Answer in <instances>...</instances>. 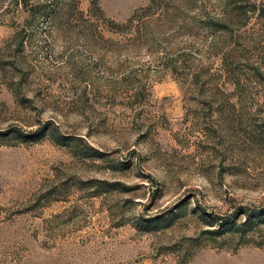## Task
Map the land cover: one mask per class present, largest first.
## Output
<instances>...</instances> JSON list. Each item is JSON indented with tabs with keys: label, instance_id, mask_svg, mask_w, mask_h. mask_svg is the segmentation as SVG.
I'll list each match as a JSON object with an SVG mask.
<instances>
[{
	"label": "rangeland",
	"instance_id": "374dc122",
	"mask_svg": "<svg viewBox=\"0 0 264 264\" xmlns=\"http://www.w3.org/2000/svg\"><path fill=\"white\" fill-rule=\"evenodd\" d=\"M149 1L0 0V264H264V0Z\"/></svg>",
	"mask_w": 264,
	"mask_h": 264
},
{
	"label": "trees",
	"instance_id": "16d2710c",
	"mask_svg": "<svg viewBox=\"0 0 264 264\" xmlns=\"http://www.w3.org/2000/svg\"><path fill=\"white\" fill-rule=\"evenodd\" d=\"M155 0H150L148 4L139 8V10L147 9ZM262 213L260 209H252L244 206H236L228 213L216 215L210 221L211 229L206 233L215 237H229L236 239L240 243H246V240L255 229H257ZM153 222V221H152Z\"/></svg>",
	"mask_w": 264,
	"mask_h": 264
}]
</instances>
